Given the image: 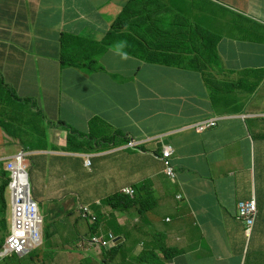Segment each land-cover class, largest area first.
I'll list each match as a JSON object with an SVG mask.
<instances>
[{"label": "crops", "instance_id": "1", "mask_svg": "<svg viewBox=\"0 0 264 264\" xmlns=\"http://www.w3.org/2000/svg\"><path fill=\"white\" fill-rule=\"evenodd\" d=\"M118 18L112 44L89 49ZM70 37L101 69L85 75L61 64L62 41ZM140 38L176 41L178 54H149L155 62L129 55ZM0 77L28 100L19 103L0 86V161L26 152L34 196L82 231L43 236L44 255L82 264L74 258L77 240L95 233L107 239L115 227L105 217L115 213L123 226L117 231L129 233L119 236L117 264H143L142 251L162 264H264V122L256 117L264 112V0H0ZM212 118L220 119L214 128H189ZM58 121L80 134L83 149L68 144L70 130ZM160 135L162 142L145 143ZM129 140L143 147L128 148ZM166 145L175 150V182L156 158ZM143 182L154 205L142 218L136 208L114 212L99 201V190ZM252 196L258 218L248 238L235 215L237 203ZM5 205L9 228L7 198ZM82 205L102 223L98 232L80 219Z\"/></svg>", "mask_w": 264, "mask_h": 264}, {"label": "trees", "instance_id": "2", "mask_svg": "<svg viewBox=\"0 0 264 264\" xmlns=\"http://www.w3.org/2000/svg\"><path fill=\"white\" fill-rule=\"evenodd\" d=\"M122 22V18H120V20L114 25L113 30H118L119 24ZM110 35V34H109ZM109 35L106 37V39L100 44V43H96V42H91L89 45H87V47H89V49L98 47L100 45L102 46H108V39H109ZM80 40L77 38H66L62 41V52H63V57H62V61L61 64L63 66L66 65H73V66H77L81 69L84 70H88V71H92L95 70V68L93 67L97 62H96V57L93 54H86L85 53H81L77 50V47L80 46ZM137 41L140 43V47L142 48H147L146 42L140 38L137 39ZM130 47L134 48L132 51L137 52L138 50H140V47L134 46L132 44H130ZM64 48V50H63ZM213 52L214 51H210L211 56H213ZM208 53L206 54L207 57ZM205 57V56H204ZM218 58L215 57V62L217 63ZM257 81H260V78L257 79ZM0 85L2 87H4L5 89H7L9 91V94L11 96L12 99L17 100V101H24L20 98H18L14 92L8 88V86L6 85V83L4 81H2V79L0 80ZM61 127H65L71 130L69 137H68V144H71L74 142L76 144H78L82 149H83V144H80V142L76 141L79 140L77 138H74V134L78 133L77 131L71 129L69 126H67L65 123L61 124ZM131 140L127 141L126 144H128ZM138 147H143V146H138ZM133 148V149H137ZM130 148V147H128ZM75 149V148H74ZM132 149V148H131ZM76 150V149H75ZM0 177L2 179H4V182L1 181L0 183V202L2 204V208L3 210H0V248L2 246V244L4 243L5 237L8 234V226H7V219L5 218V204H6V200H5V191L8 185V181H9V174L6 172H2L0 174ZM134 191L135 194L134 196H129L126 195L125 193H123L122 189L119 190H115L111 193H109L107 190H99L98 193H103V195L100 197V202L101 205L107 206V207H111L112 210H117L118 212H126V213H130L131 210L133 208H136V214L142 218L145 213L151 209L154 205V202L151 200V198L149 197V187H148V182H143L140 185H132L131 186ZM37 199V197H35ZM92 203H96L95 201H93ZM97 204V203H96ZM95 205V204H94ZM99 209V208H97ZM106 222L109 226H114L115 229L113 230V234L115 236H122L123 238H127L129 236L128 232H122V231H117L120 228H122L123 226L120 225L117 220H116V216L115 213L113 214H108L106 217ZM90 231L91 232H98L99 229H102V223L98 222L96 224H94L93 226H90ZM95 234H99V233H95ZM123 242H122V238H120L119 240L116 241L115 245L109 249V250H103L104 252V257H110V260L114 261L113 264H117V257H118V253L123 249ZM165 257L167 255V257H171V254L169 253H164ZM145 257H148L149 262H151L152 264H162V261L160 259V257L154 253V252H147V251H142L138 256H137V260H139L140 263H147V261L144 260ZM54 258L56 260L57 264L61 263V258L59 254H55ZM125 261H127L125 259ZM111 264V263H110Z\"/></svg>", "mask_w": 264, "mask_h": 264}, {"label": "clouds", "instance_id": "3", "mask_svg": "<svg viewBox=\"0 0 264 264\" xmlns=\"http://www.w3.org/2000/svg\"><path fill=\"white\" fill-rule=\"evenodd\" d=\"M129 6H130V4H128L127 5V7L129 8ZM138 15H140V14H138ZM137 15V16H138ZM120 20V18H118V21ZM117 21V22H118ZM115 25V24H114ZM114 25H113V27H114ZM113 27H112V32H110V35H111V33H113V32H117V31H120V29H121V26H120V24H119V29L118 30H113ZM109 35V34H108ZM107 35V36H108ZM109 35V36H110ZM110 38V37H109ZM78 39V38H77ZM106 39V38H105ZM103 42V41H102ZM102 42H99L100 44L102 43ZM108 46H102V45H100L101 47H104V48H108L112 43L109 41V39H108ZM175 43H176V41H167V42H165V43H159V44H149V43H147L146 42V45H147V48L145 47L144 49H140V50H138L137 52H129L130 54L129 55H131V56H134V57H137V58H139V59H143V60H146V61H149V62H155V61H157V60H155V59H153V58H151L150 57V55L149 54H151V55H154V56H158V57H164V56H168V55H171V54H178V51L177 52H175L176 50H175V48H174V45H175ZM175 50V51H174ZM103 51H101L100 53H102ZM99 53V54H100ZM62 57H63V52L61 51V55H60V62L62 61ZM96 60V64L93 66L94 68H95V70H92V71H97V70H99V69H101V66H100V64H99V61L97 60V59H95ZM66 66H68V65H66ZM73 66V65H72ZM77 67V66H76ZM79 68V67H78ZM86 71H88V70H86ZM2 78L0 77V80H1ZM2 81H4L3 79H2ZM5 82V81H4ZM6 83V82H5ZM7 85V84H6ZM1 86V85H0ZM2 87V86H1ZM4 88V87H3ZM4 90L7 92V95H8V97L9 98H11V96H10V94H9V91L7 90V89H5L4 88ZM12 90V89H11ZM13 91V90H12ZM14 92V91H13ZM14 94L18 97V98H20L15 92H14ZM20 99H22V100H24V101H18L19 103H23V102H27L28 100L27 99H25V98H20ZM256 117H258V118H260L263 122H264V112L263 113H260V114H258V115H256ZM219 118H212V119H208V120H202V121H200V122H197V123H195V124H192L191 126H189V128L190 129H193V130H195L196 132H198V133H200V132H204V131H206V130H209V129H211V128H214V127H216L217 126V124H218V122H219ZM209 122H215L216 123V125L215 126H212V127H209V128H204V129H200V126H202V125H204V124H206V123H209ZM65 122H63V121H58L57 123H56V125L58 126V127H61V124H64ZM67 125V124H66ZM68 126V125H67ZM70 130V129H69ZM70 132H71V130H70ZM70 132H69V134H70ZM76 134H79V133H76ZM76 134H74L73 136H74V138H77V139H79V137H76L75 135ZM80 135V134H79ZM68 137H69V135H68ZM163 138H164V136L163 135H160V136H157L156 138H151L150 140H157V141H160V142H162L163 141ZM149 140V141H150ZM73 142H74V139H73ZM131 142H135L136 144L134 145V146H130V143ZM81 144V143H80ZM128 146L127 147H130V148H136V147H138L139 145H140V142H137V141H135V140H131L128 144H127ZM167 146H171V145H166V146H164V148H163V150H162V152H161V155L160 156H156V158L162 163V166H163V169H162V171H163V173L171 180V181H173V182H175L176 181V179H177V171H176V167H175V165H174V163H173V156H174V154H175V150H174V148H173V146H171L172 148H173V150H174V152H173V154H172V156H170V158L168 159L169 160V162H170V164H171V166H172V168H173V170H174V173H175V177L174 178H172V177H170L169 175H167V173H166V165H165V162H164V160H163V157H164V153H163V151H164V149H165V147H167ZM71 147L72 146H69L68 145V148H70L71 149ZM73 149V148H72ZM28 154L26 153V152H24V151H21V152H19L17 155H15V156H13V157H11V158H9V159H7V160H4V161H0V162H4L5 163V171L4 172H6V173H8L9 174V181H8V185H7V188H6V191H5V200H6V198H7V200H8V204H9V209H10V221H9V228H8V234H7V236L5 237V240H4V243L2 244V246H1V248H0V252H3V250H4V246H5V243H6V240H7V238H8V236L10 235V231H11V217H12V203H11V192H10V184H11V182L13 181L12 180V172L10 171V170H8V165L9 164H11V163H13V164H15V166H16V169L17 170H19V171H21V172H23L24 174H25V176H26V181H27V187H28V192H30V196H31V199L37 204V207H38V212H39V215H40V217L42 218V224H41V230H40V233H41V237H40V242L38 243V244H36V245H34L33 247H31V248H29L28 249V251L27 252H24V253H21V254H18V253H13V252H8V254H3L2 256H0V263L1 262H3V261H5V260H7V261H9V260H11V259H17V260H22L23 258H25L27 255H29L30 254V252H31V250L34 248V247H39L41 244H42V225H43V217H42V215L40 214V211H39V204H38V202H37V199L35 198V196L34 195H32V189H31V186H32V183H31V176H30V171H29V167H28V164H27V158H28ZM85 165L87 166V167H89L90 166V160L88 159V160H85ZM3 172V171H2ZM1 172V173H2ZM0 173V174H1ZM1 178V177H0ZM2 179V178H1ZM1 181H3L4 182V179H2ZM126 189H130V190H132L133 192L132 193H126L125 192V190ZM122 191H123V193H125L126 195H129V196H134V194H135V191H134V189L132 188V187H125V188H122ZM182 198V196H178V199H181ZM254 201V203L256 204V207H257V214L255 215V222H254V225H253V227H252V230H251V232H247V224H246V222L245 221H243V220H241L239 217H238V204L239 203H245V202H250V201ZM85 208H87L91 213H92V215L95 217V220L94 221H91V219L90 218H86V217H83V212H84V209ZM110 209H111V207H109ZM112 210V209H111ZM114 212H117V210H113ZM236 219L239 221V222H241L242 224H244V227H245V229H244V232H245V234L248 236V238H251V236H252V232H253V230H254V227H255V225H256V221H257V218H258V204H257V202H256V200H255V198H254V196H252L250 199H248V200H243V201H239L238 203H237V205H236ZM79 217H80V219L82 220V221H84V222H86L87 224H88V226L90 227V226H93L94 224H96L97 222H98V219H97V215L94 213V211L92 210V207H91V205L89 206V205H82L81 207H80V214H79ZM93 238H97V239H101L102 241H99V243H97V242H93ZM120 239V237H118V236H115L114 234H110L109 236H108V238L106 239L104 236H102L101 234H92L91 236H84V237H80L78 240H77V247H78V249L80 250V251H82V252H88L90 249H92L95 253H97V259H98V261L100 262V264H103L102 263V261H100L99 260V258L100 257H102L103 255H104V252H103V250L102 249H104V250H109V249H111L114 245H115V243H116V241L117 240H119ZM103 243H105V244H103ZM94 246H98L99 248H100V250H96L95 248H94ZM170 252V250L169 249H165L164 250V252H163V254L165 253H169ZM158 255V254H157ZM159 256V255H158ZM160 257V256H159ZM84 260L85 259H87V258H83ZM161 259V258H160ZM31 260L32 259H30V263H31ZM53 264H57L56 263V260H53V262H52ZM88 263L89 264H92V262H89L88 261ZM60 264H63V261H61V263Z\"/></svg>", "mask_w": 264, "mask_h": 264}, {"label": "built area", "instance_id": "4", "mask_svg": "<svg viewBox=\"0 0 264 264\" xmlns=\"http://www.w3.org/2000/svg\"><path fill=\"white\" fill-rule=\"evenodd\" d=\"M215 125V122H209L200 126V129ZM135 144V142H131L130 146ZM173 152L174 150L171 146L165 147L163 151L166 173L172 178L175 177V173L168 159ZM8 170L12 172L13 180L10 184L12 203L11 231L3 252H0V256L8 254V252L18 254L27 252L29 248L40 242L41 237L42 218L39 215L37 204L31 199L30 192H28L26 176L23 172L17 170L13 163L8 165ZM125 192L132 193L133 191L126 189ZM256 214L257 207L253 200L238 204V217L246 222L248 233L252 230ZM83 217L90 218L91 221L95 220V217L87 208L84 209ZM99 241L102 240L93 238V242L99 243Z\"/></svg>", "mask_w": 264, "mask_h": 264}, {"label": "rangeland", "instance_id": "5", "mask_svg": "<svg viewBox=\"0 0 264 264\" xmlns=\"http://www.w3.org/2000/svg\"><path fill=\"white\" fill-rule=\"evenodd\" d=\"M140 15H138L137 17H139ZM84 70V69H83ZM88 71L85 70V75L87 74ZM91 72V71H89ZM5 96L7 95L6 91L2 92ZM8 96V95H7ZM24 107L28 108L29 105L26 104ZM151 141V140H150ZM149 142V140H147L145 143ZM5 170V163L4 162H0V173ZM32 189V195H34L35 190L33 189V187L31 186ZM37 202L39 204V211L40 214L43 217V225H42V244L39 247H34L30 254L27 255L25 258H23L22 260L25 261H30V264H47L48 261L50 260V258L53 257V255H55V252H48L47 254H43L41 252V250L43 249V236L45 237V240L48 236H51V238H53V233L54 232H62L63 228L66 229L68 232H82V231H77L75 229V227L73 226V222L72 221H67V220H59V219H55L53 217V214L50 212V207L48 205V202L46 199H38L37 198ZM66 224V225H65ZM77 239V236L74 237L73 240V244L75 243ZM44 240V243H45ZM45 246V245H44ZM94 248L96 250H100V248L98 246H94ZM74 258H87V260L89 262H92V264H100V262L98 261L97 257L93 254V253H85V252H81L79 249L74 248ZM120 261V260H119ZM80 262L82 264H85V260ZM125 264V263H124ZM146 264H152L151 262L147 261Z\"/></svg>", "mask_w": 264, "mask_h": 264}]
</instances>
